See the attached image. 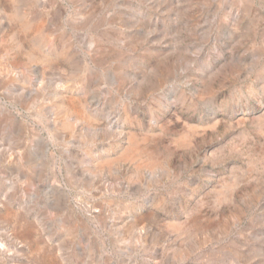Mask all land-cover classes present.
Masks as SVG:
<instances>
[{
  "label": "rangeland",
  "instance_id": "1",
  "mask_svg": "<svg viewBox=\"0 0 264 264\" xmlns=\"http://www.w3.org/2000/svg\"><path fill=\"white\" fill-rule=\"evenodd\" d=\"M0 264H264V0H0Z\"/></svg>",
  "mask_w": 264,
  "mask_h": 264
}]
</instances>
